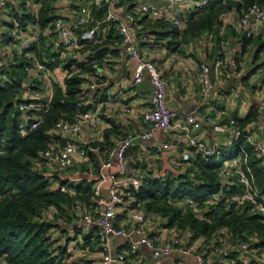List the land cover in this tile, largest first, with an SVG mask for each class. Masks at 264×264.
<instances>
[{"label": "crops", "instance_id": "1", "mask_svg": "<svg viewBox=\"0 0 264 264\" xmlns=\"http://www.w3.org/2000/svg\"><path fill=\"white\" fill-rule=\"evenodd\" d=\"M8 6L2 9L0 16V30L6 33L10 19L12 7L21 4V0H8ZM210 1V0H209ZM27 2V1H26ZM144 2L155 3L164 7L166 19L160 17L152 18L144 14L138 15L140 32L147 33L155 41L153 48L147 43L138 46V50L145 58L155 62L162 78L166 80V101L167 104L177 111L173 120V126L169 129H156L155 135L148 140L138 139L140 133L145 130L144 116L152 108L151 95L154 91L151 79L146 78L140 85L134 84L137 63L126 53L125 44L122 37L114 39L113 43L104 47L103 56L98 58L94 75L84 74L82 90L84 91V101L82 105L88 108L87 111L99 107L102 120L100 128L93 130L88 125H83L79 133L63 134L62 130L52 127L50 131L49 147L54 150L63 149L66 141H72L77 146L88 147L92 153L83 158L75 154L74 166L69 170H62L57 163L49 164L40 155L35 160L36 169L45 175L51 183L52 190H61L62 187L72 188V184L81 181L95 182L100 186L101 194L95 200L94 207L88 208L82 203H77L75 208L68 211L66 219H58V229L53 233L55 239H60L61 243L67 244L71 250L67 249L62 264H101L103 259L102 247L90 239V244L85 237H95L99 234V225L87 226L79 221L82 214H90L98 217L103 210L101 199H107L109 189L112 185L113 177L118 174V160L114 149L118 141L124 137H135V143L131 146V152L126 153L129 166L128 174L131 176H165L167 174H184L188 161L183 160L182 155L185 151L190 153L191 159L195 156V149L189 143V133L177 124L187 123L186 115L195 111L199 102H203L199 113H196V120L200 125L198 128L191 126L189 132L191 136L205 140L211 146L221 148L231 144L232 134L228 132H217L215 126L227 119L245 117L252 106H257L264 101V37H248L252 40L245 41L244 32L238 29L237 23L239 13L232 10L223 14L222 23L218 26V31L205 32L200 36L182 43L181 46H170L176 42L171 35L163 37V33L170 32L169 27L162 26L169 24L177 26L172 21L174 4L170 0H121L120 4L111 6V9L123 18L135 7L138 8ZM87 0H56L54 13L63 18L68 26L77 27L81 25L83 14L80 6L86 4ZM106 5L108 1L104 2ZM28 7L38 9V6L30 1ZM175 15V14H174ZM176 16H180L176 13ZM158 26H154L155 24ZM114 23L103 24L101 19H94L93 25L98 26L96 37L90 42L102 43L107 40L108 29ZM19 24L12 29L11 36L14 40L8 43L5 41L4 49L0 59V85L11 82L6 73L11 65L22 64L26 61L27 55L24 54V44L32 42L28 54L32 58L43 62L46 70L42 74L25 73L19 88V103L25 98H31L34 106L43 105L49 110L54 87L57 85L64 87L65 80L70 76L68 70L64 68L66 61L78 59L86 62L89 52L82 49H66L62 44V39L51 27L43 28L37 21L30 22L25 28H19ZM116 28V24L114 25ZM180 27V26H177ZM19 33L14 34L16 29ZM184 28L183 26L180 27ZM231 34V35H229ZM170 46V47H169ZM178 49V50H173ZM219 55L229 63H236L237 73L231 72V76L225 81H220L215 73L214 61ZM207 62L213 69L211 78L214 82L212 92L203 97L198 83L200 65ZM261 65V66H260ZM2 69V70H1ZM75 66L72 71H76ZM3 71V72H2ZM99 77V78H98ZM102 81L108 87L102 85ZM114 92L115 97L108 96V92ZM18 103V104H19ZM37 110L34 115H22L20 111L19 120L22 118L36 119L43 111ZM46 113L43 116V120ZM60 120V119H59ZM227 125V124H226ZM230 122L229 125L230 126ZM233 129V128H232ZM251 136L260 137L259 127L254 125ZM110 135L106 136L107 133ZM112 143V147L103 150L98 143L106 141ZM168 142L170 148L164 149V143ZM93 143H96L94 145ZM229 148V147H228ZM139 161L142 165L133 168L130 162ZM241 160H234L229 163L232 170L240 168ZM127 202L116 204L118 223L124 224L128 231V236H111L108 241L109 252L112 255L125 253L127 260L123 264H197L196 252L206 243V238L195 235L193 232L181 231L176 228H167V219L158 213H143L146 221L144 223L145 232L142 235L151 236L156 243L169 245L177 239L179 248L190 249L189 253H184L176 248L172 255L164 258H156L151 249L143 243H139L136 252H131V243L138 241L141 235L136 232L135 224L129 223L131 210L135 207ZM93 209V210H92ZM55 208L48 209L45 215L48 219L55 217ZM221 235V234H220ZM223 247L219 248L214 244L213 253L208 257L207 264H225L226 255L234 251V245L229 240L221 242ZM60 245V244H59ZM210 245V244H209ZM212 245V244H211ZM217 250H220L218 252ZM236 252V250H235ZM115 263V261H114ZM0 264H7L0 259Z\"/></svg>", "mask_w": 264, "mask_h": 264}, {"label": "trees", "instance_id": "2", "mask_svg": "<svg viewBox=\"0 0 264 264\" xmlns=\"http://www.w3.org/2000/svg\"><path fill=\"white\" fill-rule=\"evenodd\" d=\"M55 1L32 0L38 6L34 10L28 7L26 0L12 7L11 20L6 23V41L10 43L14 40L11 33L17 23L25 28L30 22L37 21L43 28H52L53 21L60 17L54 13ZM254 4L264 8V0H210L191 14L184 28L163 24L170 28V32L163 33L161 39L171 35L176 42L170 46H181L200 38L205 32H217L223 14L235 10L240 17ZM107 11L105 4L103 9L93 12V17L103 20ZM114 25L108 29L106 41L82 43L80 49L89 51L86 62L73 58L65 62L64 68L70 76L65 80L64 87L56 84L44 120L26 135L18 129L19 88L25 76L23 64L11 65L6 71L11 82L0 85V259L7 264H62L68 245L53 235L58 229V219L68 218V211L75 208L77 203L88 208L97 203L95 182L72 184L74 194L58 189L54 191L48 178L36 169L34 163L50 148V131L59 119L74 122L82 112L88 110L82 105L85 99L82 97L83 75H94L98 58L104 54L101 48L107 49L114 39H120ZM244 39L247 42L252 40L247 35ZM220 57L223 60L222 55ZM261 65L264 66V62ZM73 66L77 68L74 72ZM260 114L258 104L252 106L243 118L221 122L229 125L234 121L232 127L241 128L242 135L232 137L231 144L217 148L213 155L202 156L196 152L194 158L190 156L185 160L190 165L184 174L143 176L139 188L131 186L126 190L125 200H133L131 204L135 208L140 203L139 208L145 213L161 214L168 221L167 228L189 230L206 238V243L210 245L214 243L222 248L221 242L229 240L236 252L234 250L226 255L225 264H264V213L250 202L238 200L244 190V183L239 178L241 169L250 178L259 200L264 203V158L247 137L256 125L262 130L259 135L264 141V124L258 123ZM109 135L108 132L107 138ZM111 144L108 140L98 143L102 151L111 148ZM88 154L92 155L90 151ZM238 159L241 160L240 168L232 170L229 163ZM138 165L142 163L130 162L133 168ZM51 208H55L56 213L50 220L45 212ZM92 236L85 237L90 244L92 238L97 244L101 243L99 234ZM242 242L249 244L248 253L236 248Z\"/></svg>", "mask_w": 264, "mask_h": 264}, {"label": "built area", "instance_id": "3", "mask_svg": "<svg viewBox=\"0 0 264 264\" xmlns=\"http://www.w3.org/2000/svg\"><path fill=\"white\" fill-rule=\"evenodd\" d=\"M29 3L32 0H26ZM108 11L105 18L102 20L103 24L106 23H115L116 29L119 35L122 37V41L125 44V51L128 55L137 63L136 74L134 78V84L140 85L146 78L151 79L153 83V93L151 95V105L152 108L145 114L144 116V125L146 126L145 130H143L138 139L148 140L155 135L156 129H169L173 126V120L177 115V111L170 107L166 101V80L162 78L160 70L158 69L155 62L152 60L145 58L142 53L139 52L138 46L141 44L147 43L149 47L153 48L155 46V41L150 38V35L145 33H141L140 25L138 23V15L147 14L152 18L160 17L166 19L168 15L165 14L164 7L158 6L155 3L144 2L138 8L132 9L130 12L126 14V18L120 16L118 13L114 12L111 9L112 5L120 4L121 0H87L86 4H82L80 6V11L83 14V19L81 21V25L77 27L68 26L63 18H57L53 21L54 30L58 33L60 38L62 39V44L66 49H79L82 47L83 42H90L96 37L98 26L93 25L94 17L93 12L99 11L104 8L105 3L107 2ZM173 7L172 21L177 26L185 27L190 19L191 14L199 9L200 7H204L209 3V0H170ZM8 0H0V16L3 14L2 9H5L8 6ZM176 13H179L180 16H176ZM238 29L244 32L248 37H264V8L259 4H254V6L246 9L242 12L241 16L238 19L237 23ZM21 28L20 26H18ZM20 29H16L14 34L19 33ZM7 40L5 33L0 30V59L1 53L4 49L5 41ZM32 42L28 41L24 44V54L27 55L26 61L23 63V69L31 74H42L46 70V65L32 58L31 55L28 54V50L31 48ZM89 52V51H86ZM217 57L214 61V69L216 75L219 77L220 81L225 82L230 76L231 72L237 73L238 68L236 63H229L226 60H222V58ZM97 65H95L96 67ZM200 73L198 74V83L201 88V94L203 97L208 96L214 86V82L211 78V73L213 72L212 67L207 62H202L200 65ZM99 78V77H98ZM102 85L104 87H108L106 82L102 81ZM108 96L115 97L116 94L114 92H108ZM203 102H199L197 108L194 112L186 115L187 123L177 124L185 129L189 133V143L195 149L198 154L203 155H213L216 153V147L211 146L209 143H206L205 140H201L196 138L195 136L190 135L191 126L199 127L196 120V113L200 112L202 108ZM260 105V117L259 124H264V101L259 103ZM43 108V105L34 106L31 98H25L18 104V109L22 111V115H34L37 110ZM49 110L43 108V111L36 119H28L22 118L19 121L18 129L23 135L33 131L37 128V126L43 121V116ZM102 120V116L100 113L99 107L96 109H92L90 111L82 112L74 122H69L64 119H60L55 123V128L62 130L63 134H75L79 133L82 129L83 125H88L93 130H98L100 127V123ZM234 121L230 122V126L219 124L215 126V131L217 132H228L230 131L232 137L239 138L242 135L243 130L241 128H233L232 125ZM233 128V129H232ZM260 133L262 132L259 129ZM248 140L251 142L257 151H259L260 156L264 158V141L261 137L254 138L251 135H248ZM135 137H124L121 138L116 148L114 149L115 155L118 160V174L113 177L112 185L109 189V195L107 199H101L100 203L102 204L103 210H101L98 217L93 218L90 214H85L79 216V221L87 226L91 225H99V237L101 238V247L103 253V259L101 264H123L127 260V255L125 253H117L116 255H112L109 252L107 241L113 235L120 236H128V229L123 226L124 224L118 223L117 212H116V204L119 202H127L124 196H126V190L130 189L131 186L134 188H139L142 181L141 176H131L128 174L129 166L126 159L127 150L133 146L135 143ZM64 148L60 150L47 149L41 156L46 160L47 163H57L62 170H69L72 168L74 164V156L75 154L80 155L82 160L87 156L89 150L88 147L77 146L72 141H66L63 144ZM164 149L170 148V144L168 142L164 143ZM183 160H188L190 158V153L185 151L182 155ZM240 179L244 183V190L241 196L238 197L239 202H250L254 208H256L259 212L264 213V203L259 200L257 197V191L254 188L250 178H248L247 174L243 170H239ZM96 185V183H95ZM95 194L99 197L101 194L100 186H96ZM61 191L65 193L74 194V189H68L67 187H62ZM133 202L131 200L130 204ZM191 203H193L191 201ZM141 206L140 203H137V207L131 210V214L129 217V223L133 222L135 224V230L137 233L141 235V238L138 241L132 242L131 252H136L138 244L143 243L146 244L152 251V254L156 258H164L172 255L173 251L178 248L182 250L184 253H189L190 249L179 248V241L176 239L173 244L164 245L158 244L151 236L142 235L145 232L144 223L146 221L145 214L139 208ZM239 250H243L246 253L249 251V244L242 242V244L236 247ZM68 250L71 248L68 246ZM213 244H205L201 247V249L196 252L195 256L197 259V264H207V257L211 256L213 253ZM220 252V250H217ZM115 261V263H114Z\"/></svg>", "mask_w": 264, "mask_h": 264}, {"label": "water", "instance_id": "4", "mask_svg": "<svg viewBox=\"0 0 264 264\" xmlns=\"http://www.w3.org/2000/svg\"><path fill=\"white\" fill-rule=\"evenodd\" d=\"M130 152H131V148H129V149L127 150V154L129 155Z\"/></svg>", "mask_w": 264, "mask_h": 264}, {"label": "rangeland", "instance_id": "5", "mask_svg": "<svg viewBox=\"0 0 264 264\" xmlns=\"http://www.w3.org/2000/svg\"><path fill=\"white\" fill-rule=\"evenodd\" d=\"M229 35H231V34H229Z\"/></svg>", "mask_w": 264, "mask_h": 264}]
</instances>
